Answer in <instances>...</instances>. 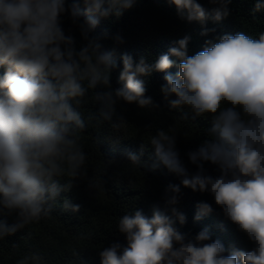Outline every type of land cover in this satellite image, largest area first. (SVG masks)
<instances>
[{"label":"clouds","instance_id":"1","mask_svg":"<svg viewBox=\"0 0 264 264\" xmlns=\"http://www.w3.org/2000/svg\"><path fill=\"white\" fill-rule=\"evenodd\" d=\"M166 2L180 20L198 22L203 37L216 31L206 26L209 21L221 22L231 14L232 0H209L211 9L198 0ZM136 3L0 0V241L21 231L30 239L31 226L57 209L81 211L66 194L84 180L89 190L103 185L95 174L88 178L86 137L98 148L105 123L114 133L128 124L122 116L113 120L118 102L158 111L160 104L146 95V81L163 73L160 93L169 110L193 123L209 119L211 124L202 130L206 138L186 154L195 171L181 158L171 126L156 127L138 153L125 151L129 164L151 171L163 167L180 183L164 188L163 205L154 204L150 217L135 209L119 218L117 229L126 246L112 242L99 250L101 264H264V32L213 35L194 54H189L191 36L185 34L155 59H136L101 42L110 38L122 45L121 32L91 35L102 20L119 19ZM261 12L264 0H254L250 14L255 18ZM66 14L79 28V47L63 28ZM174 67L175 73L170 71ZM116 69L120 86L114 88ZM111 140L120 142L119 137ZM206 164L218 175L209 174ZM181 187L211 195L252 248L228 251L207 228L194 236L181 232L177 224L187 223L177 207ZM196 208L195 221L213 212L206 201ZM72 255L80 253L73 249ZM17 264L47 261L37 250Z\"/></svg>","mask_w":264,"mask_h":264},{"label":"trees","instance_id":"2","mask_svg":"<svg viewBox=\"0 0 264 264\" xmlns=\"http://www.w3.org/2000/svg\"><path fill=\"white\" fill-rule=\"evenodd\" d=\"M204 7L211 9L214 5L209 0H198ZM254 0H232L229 5L231 14L221 22L209 21L208 28H215V33L208 37L200 35L201 25L198 22L188 23L177 17L174 6H169L166 0H137L136 5L119 18L102 20L91 35L101 36L107 31L110 35L121 32L125 43L114 45L112 39H102L106 48L117 47L118 53H130L134 58L148 56L155 59L166 53L173 42L185 34L191 36L189 54L200 51L204 40L213 35L225 33L235 34L244 31L254 37L264 32V12L256 13L255 18L250 14ZM70 5L73 0H66ZM81 8L83 4L81 3ZM63 28L66 33L75 37L77 47L83 43L78 26L73 25L69 15L62 17ZM83 20V16L80 17ZM175 73L176 68L170 70ZM2 73V69H0ZM119 69L112 72L111 83L119 87ZM164 83L163 73H154L146 81V95L151 96L160 104L158 111L141 110L135 104L118 102L113 117L115 121L124 117L128 124L118 132L110 131L108 123L102 127L99 136L102 143L98 148L92 144L91 136L86 137V151L89 153L87 170L88 178L95 176L103 185L101 188L89 190L87 180L80 181L78 186L66 195L74 203L80 204L81 211L77 214L65 213L57 209L50 218L41 220L31 226L33 233L30 239L23 238L24 232L0 241V264H17L25 254L40 251L47 264H101L99 250L109 246L112 242L126 246V239L119 234L117 223L125 213L135 209L143 210L146 216H151L154 204L163 205V191L169 184H179L180 180L161 167L155 171L139 168L129 164L124 153L126 150L139 152L140 145L156 131V127H170V131L177 133L176 147L181 158L191 171L195 166L187 160V152L194 150L205 139L202 130L210 127L209 119H198L195 123L182 119L179 113L170 111L160 93V85ZM153 127H148V126ZM93 135L96 133L93 131ZM109 137V139H106ZM120 138V142L113 143L111 139ZM145 153L143 158H147ZM115 160L106 165L105 160ZM208 173L218 175L215 167L206 164ZM181 200L178 209L186 214L187 223L177 227L181 232L194 236L207 228L213 240L220 239L228 251L232 248L250 250L252 244L247 237L230 222L222 210L215 204L208 193L193 192L181 187ZM206 201L213 207V212L195 221L196 205ZM12 220L9 218V223ZM27 231V230H25ZM15 245V247L13 246ZM75 249L79 257L73 256Z\"/></svg>","mask_w":264,"mask_h":264}]
</instances>
